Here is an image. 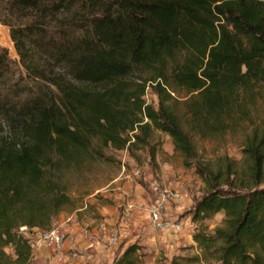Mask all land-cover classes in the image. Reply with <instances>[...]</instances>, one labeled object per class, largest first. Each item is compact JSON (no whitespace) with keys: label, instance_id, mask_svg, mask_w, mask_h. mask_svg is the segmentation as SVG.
<instances>
[{"label":"trees","instance_id":"obj_1","mask_svg":"<svg viewBox=\"0 0 264 264\" xmlns=\"http://www.w3.org/2000/svg\"><path fill=\"white\" fill-rule=\"evenodd\" d=\"M0 23L28 80L0 45V264H33L20 228L49 229L72 207L61 170L143 148L154 130L206 187L190 209L198 258L264 264V116L252 112L264 100V0H0ZM239 131L240 160L198 158L194 137ZM137 250L112 264H141Z\"/></svg>","mask_w":264,"mask_h":264},{"label":"rangeland","instance_id":"obj_2","mask_svg":"<svg viewBox=\"0 0 264 264\" xmlns=\"http://www.w3.org/2000/svg\"><path fill=\"white\" fill-rule=\"evenodd\" d=\"M0 45L8 50L15 78L22 73L23 81L28 82L8 27L1 23ZM29 84L32 85L31 81ZM144 98L157 105V96L150 88L146 89ZM252 112L256 119L264 116L261 96L256 98ZM9 130V124L0 116V136L8 134ZM241 138L239 131L211 139L194 137L193 142L200 160H214L223 154L240 160ZM104 155L86 156L77 166L60 172L73 203L53 218L52 226H58L64 233V248L78 249L77 255L59 254L41 241L38 228H20L31 243L32 263L112 264L125 247L135 243L141 264H170L172 260L181 264H206L198 258L199 249L191 239L195 224L190 220V209L206 187L193 165L183 164L182 156L173 148L169 136L154 130L149 145L131 152L107 148ZM160 190L179 194L177 198H168L160 214L162 221L174 225L170 228L156 226L149 216ZM221 217L216 214L204 224L212 228ZM68 224L77 225V233L67 234ZM112 232L117 234V244L108 245L106 235ZM5 250L13 254L10 246Z\"/></svg>","mask_w":264,"mask_h":264},{"label":"built area","instance_id":"obj_3","mask_svg":"<svg viewBox=\"0 0 264 264\" xmlns=\"http://www.w3.org/2000/svg\"><path fill=\"white\" fill-rule=\"evenodd\" d=\"M177 197H179V194L173 191L160 190L157 193L154 203L152 204L149 210L150 219L156 226H159L161 228H170L174 226L172 223L162 221L160 219V214L163 211L164 206L168 201V198H177ZM130 207L131 205L128 208ZM128 208L125 209L126 212ZM126 212L125 214H127ZM21 228H26V227L22 226ZM39 237L41 241H43L46 245H49L51 248L55 249L59 254L65 253L68 256H72V257L77 255L78 249L64 248L65 235L58 226H51L49 229L41 230L39 233ZM106 237H107L108 245L117 244L118 237L116 233L114 232L108 233Z\"/></svg>","mask_w":264,"mask_h":264},{"label":"crops","instance_id":"obj_4","mask_svg":"<svg viewBox=\"0 0 264 264\" xmlns=\"http://www.w3.org/2000/svg\"><path fill=\"white\" fill-rule=\"evenodd\" d=\"M77 231H78L77 225L71 226V225L68 224L67 225V228L65 229V232H67V234L68 233L74 234V233H77ZM40 252H44V250L43 249H40Z\"/></svg>","mask_w":264,"mask_h":264}]
</instances>
